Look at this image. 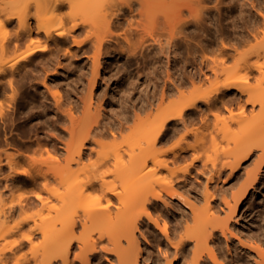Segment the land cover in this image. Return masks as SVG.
<instances>
[{
	"label": "bare ground",
	"instance_id": "bare-ground-1",
	"mask_svg": "<svg viewBox=\"0 0 264 264\" xmlns=\"http://www.w3.org/2000/svg\"><path fill=\"white\" fill-rule=\"evenodd\" d=\"M47 1L49 0H39L37 10H40ZM91 1L51 0L53 6L65 3L70 6H83ZM204 1L207 0L111 1L108 8L100 15L101 24L106 27V34L104 35L101 34L99 26L84 18L80 20L73 18L70 34L80 33L82 30L86 31L84 39H73L76 50L85 52L84 46L89 48L90 45H94L95 47L90 69L91 76L87 80L90 101L94 96L102 97L105 94V89L95 94L96 89L105 84L104 75L108 62L106 60V62L101 61L100 58L103 45L110 44V42L104 41L105 37L114 39L116 43V46L109 48L108 52H123L131 58L140 55L145 64L157 56L165 59L166 66H169L172 58L179 63L178 72L173 76L168 74V79L164 81L159 94V100L161 102L167 100V103L160 106L151 115L142 131L145 145H139L138 150L131 149V151H128L126 160L123 152L117 149L110 152H97L90 143L100 144L108 137L121 134L133 118L135 119L139 113L153 107L154 96L144 98L138 105L134 103L131 105L121 104L119 109L110 113L108 109L103 107V103H100L96 106L94 119L84 133H80L73 123L60 126L59 131L50 133L49 129L51 127L57 128L58 126L56 119L60 118L63 123L66 122V114L62 104L66 97L72 96V93L67 94L69 90L61 92L58 89H51L50 85L64 83L61 74L63 66L57 62V56L50 53L49 56L44 58L42 71L38 69L42 73L41 84L36 86L35 93L23 92L20 86L21 83L16 77L17 69L13 67L22 60H24L25 65L28 64L35 55L39 54L38 51H46L47 46L45 44H35L28 47L26 51L8 64L11 67V74L7 82L11 93L7 96L15 110L19 111V118L23 116L27 118L21 119V122L28 121L31 115H38V108L34 109V105L37 103L38 106H42L41 110L45 111L46 116L41 122L45 127L38 130L35 135L36 145L43 147L48 152V158L44 160L46 169L39 173L38 177L30 175L29 182L41 184L44 189H47L48 182L54 180L62 188L48 190L50 195L57 201L53 204H49L47 200L37 194L38 199L47 208L48 213L43 217L41 231H38L42 234L43 245L42 249L33 255L35 264H76L77 260L81 264H99L104 254L106 257L109 256L114 259V261H110V264H140V262L151 264L146 262L147 259L153 261V257L149 254L147 236L143 231H139L140 236L146 242V246L142 247L136 230L145 220L143 215H146L149 220H153L156 225L159 224L157 219L153 217L151 208L160 206L167 213L169 210L168 202L164 201L163 204H160V201L157 202L162 198L163 192L167 193L170 198L179 200L187 208L182 214V219L185 221L184 231L171 230L167 221L163 219L161 229L165 248L161 251L159 258L165 264H264V242H262L264 240V215H260L262 221L258 222L256 227H251L249 234L243 232L244 230L239 227V220L237 219V213L245 205L247 199L254 194L257 187L261 184L264 187V93L256 94L255 88L257 85L251 84V79L255 77L253 71H260L261 66L250 62L248 59L250 54L259 55L261 50L238 52V69L244 71L242 74H228L218 86L211 90H203L201 93L189 96L185 94V86L188 82L204 80L207 75L201 66H199V70L187 72L185 70V59L189 55L197 56L206 51L226 56L231 55L238 50V47L247 43L251 38L258 36L264 30V11L259 13L254 11V0H252L251 5H248L247 1L235 4L234 6L239 8V14L245 24L239 30L236 29L235 21L224 22L221 16H217L218 27L216 29L221 32L232 33L230 37L233 38L232 43L220 42V46H218L219 40L215 35L207 38L201 37L205 30L202 22L205 17L198 18L197 8L200 6V11H203L204 7L201 3ZM216 1L217 4L214 7L207 8V12H213L215 7L219 8L218 4L224 2V0ZM154 3H159L160 7L154 8ZM186 10L197 20L190 19L186 14ZM27 16V13H12L6 15L5 19L16 18L20 24H25L28 19ZM159 17L163 21L160 27H156L153 22ZM190 25H194V29L189 30ZM26 26H28L26 28L27 32H25L27 34H24L30 39L38 37L47 41L57 42L59 40L53 35L51 28L46 25V16L37 15L34 28L29 26V23ZM0 27L4 28L2 23H0ZM113 27H123L124 30L113 32ZM59 34L62 35L63 33L59 32ZM162 35H165L164 43L160 41ZM190 35L193 38L200 37L198 43L191 48L189 47ZM61 41L64 43L69 42L68 34H65ZM23 42L22 37H17L9 42H1L0 40V52L11 51ZM262 51H264V48ZM2 66L3 64H0V73L3 72ZM50 68L52 70H48ZM38 71L30 74V80L40 76ZM259 83H261L260 79H258ZM6 91L5 86L0 84V96H4L7 93ZM175 94H177V99H169ZM201 101L205 102L209 108L218 109H230L232 105H238L240 109L238 117L244 116L247 105L252 106L249 123L246 125L247 129L245 128L244 132L233 140L234 147L232 154L229 155L231 158L225 159L219 165L213 163L212 168L208 169L211 174L206 182L207 187L226 168L230 170L227 179H233V188L238 187L236 191H233L230 198L223 197L222 199L224 206L229 210L227 217L211 226L201 225L197 222L203 214H213L222 209L217 193L222 189L216 186H213V190L207 188L204 192V206L202 208L196 207L194 203L199 200V196L194 194L197 190L195 185L190 186L193 181L190 177L191 173H189L190 175L187 173L180 176L182 180L179 181L181 183L179 187L174 186L172 184L173 179H171V181L166 182L161 191L152 192L150 196L149 194H142L138 207L134 206L127 198V191L118 189V184H122L125 178L144 180L150 185L153 179H158V177L150 178L148 176L150 172L157 169V167L158 169L167 168L168 160L174 162L186 156L187 149L192 146L183 145L182 140L188 133L199 131V128L188 129V125L197 120L198 113L201 115L200 121L202 124L207 125L206 113H203V108L199 106ZM0 116L2 118L8 117V121L10 120L12 123L16 120L1 102ZM34 126L37 130L39 125L28 124V131L31 132ZM22 130H26V128ZM246 130L261 134L262 138L255 143H251V141L249 143L246 139L250 132L247 133ZM66 133L69 134L68 139ZM175 137H180L176 144L167 149L158 150V146ZM25 148L29 150L36 147L34 148L33 145L28 143ZM22 151H15L12 157L10 156L7 159V163L11 168L14 169L18 158L27 156L28 151L24 152L26 155ZM95 151L97 152V158L91 160ZM255 151H257L256 154ZM167 154H170V157H165ZM253 155H255L254 158ZM199 158V154L193 155L192 162ZM249 161H252L253 166L245 170L246 177L241 181V170ZM73 165H77L78 170L83 171L82 175L81 172L72 170ZM203 165L205 166V163ZM26 173L25 169L16 171L14 178L12 177L13 185L21 184L23 174ZM169 174L171 177L176 175L173 170H169ZM183 187L185 189H181ZM184 190L189 192V198L185 196ZM89 193L96 194L92 200L88 217L90 220L95 221L97 231L95 234L83 231L80 235H76L75 228L79 224L86 227V222L72 216L71 210L74 199L77 194L87 196ZM115 200L118 204L113 210L111 206ZM32 202H34L32 199L31 201L27 200L24 205ZM24 205L23 202L22 204L20 202V207ZM51 210L55 211L54 215L50 214ZM13 211V209L9 212L4 211V218H8ZM189 212L192 214L189 215ZM189 218L192 219L195 225L188 224ZM232 218L234 219L233 230L229 226ZM216 230H220V235L226 240L225 245L228 252L232 251L229 243L233 242V256L231 259L226 257L227 260L225 261L219 258L216 248L222 249L223 244L220 241L219 232ZM246 236H256L257 240L251 242ZM101 239H105L110 247L101 245L97 247V240ZM76 246L79 247L77 252L74 250ZM205 249L206 253H203ZM145 250L148 251L146 256H144ZM101 262L104 261L101 260Z\"/></svg>",
	"mask_w": 264,
	"mask_h": 264
},
{
	"label": "rangeland",
	"instance_id": "rangeland-1",
	"mask_svg": "<svg viewBox=\"0 0 264 264\" xmlns=\"http://www.w3.org/2000/svg\"><path fill=\"white\" fill-rule=\"evenodd\" d=\"M43 1V0H42ZM114 0H92L88 4L83 6L75 5L70 6L67 3L53 6L51 0L43 4L40 10H37V3L39 0H0V23L3 24L4 28L0 27V40L1 42L12 41L17 37H22L24 40L18 47L11 51L0 52V64H3V72L0 73V84L5 86L6 97L0 96V102L2 105L10 112V114L16 118L12 123L7 118H0V264H35L33 255L35 252H39L42 249L43 237L38 231H41V226L43 225V217L48 213L46 207L43 206L40 199H38L37 194L41 198L47 200L49 204L56 203L54 197H52L48 190H59L62 189L57 181L51 180L47 184V189L41 184L30 183V175L38 177L39 173L46 169V164L44 160L48 158V152L43 147H38L35 142V135L38 130H42L45 125L41 122L46 118L42 106H38V103L34 105V109L38 108V115H31L28 121H22L21 119H27L25 116L19 118V111L12 106L13 104L9 100L8 96L11 90L8 88L7 79L11 74V67L8 65L13 59L18 55L27 50L35 44H45L47 50L44 52L38 51L39 54L35 55L33 59L28 63L24 64V60L20 61L13 68L17 69V80L21 83V87L24 93H35L34 89L37 85H40L42 73L38 71L44 66V58L53 53L57 56V62L60 63L63 68H61V74L63 76L64 83L61 85H50L52 90H69L68 93H72L71 97L65 98L62 108L64 110L66 122H62L61 119H56L57 128L51 127L50 133L59 131L60 126L73 125L77 126L80 133L87 131L90 126L94 116L96 114V106L103 103V107L110 112H115V110L121 107V104L131 105L140 104L142 100L148 96H154L153 107L145 112L139 113V115L129 122L128 127L122 131L121 134L117 136H111L100 144L90 143L94 146L95 150L102 152H110L112 150H119L125 155V160L127 159V152L131 149L138 150L139 145L144 146V140L142 136V131L146 126V122L153 115L160 106L167 103V100L161 102L159 100V94L164 85V81L168 79V74L173 76L178 71V65L176 59L172 58L169 62V66H166V61L163 57H154L149 60L146 64L140 55L136 58H131L123 52L115 53L113 51L108 52L109 48H114L116 46L114 39L104 38L105 42H110V44H105L102 47L100 58L101 61H107L105 70V84L100 85L95 94L105 89V94L102 97H92L89 100L88 94V83L87 80L90 78L91 65H92V55L94 54L95 47L90 45L89 48L84 46L86 51H78L74 45L73 39L81 40L85 38V30L80 33H74L71 35V25L73 23V18L75 19H86L92 24L99 26L101 34H106V27L101 24L100 15L108 8V5ZM247 1L248 5H251L252 0H224L223 3L218 4L219 8L213 10V12H207V8L214 7L217 4L216 0H207L201 3L204 7L203 11H200V6H198L197 11L198 18L202 16L205 20H202L203 26L205 27L204 32L201 37H209L215 35L220 46V42L232 43L233 38L232 33L221 32L218 29V22L216 21L217 16H221L224 22L235 21L236 29L242 28L245 24L242 22L241 16L239 14V8L234 5L237 3H242ZM43 3V2H42ZM255 6L254 11L259 13L264 11V0H254ZM160 7L159 3H154V8ZM12 13L28 14V19L25 24H20L16 18L5 19L6 15ZM186 14L192 20H197L188 10ZM38 16H46V25H48L53 35L59 40L47 41L43 38L33 37L32 39L26 36L25 32L28 26L33 28L37 22ZM262 19V17H261ZM163 19L161 17L154 20L153 24L156 27H160ZM234 26V25H233ZM194 29V25L189 26V30ZM113 32L123 31V27L112 28ZM59 32L63 34L60 35ZM25 33V34H24ZM68 34L69 42H62V38ZM165 35L160 37L162 43L165 42ZM200 37L193 38L190 35L189 47H193L198 43ZM232 38V39H231ZM264 30L254 38H251L247 43L238 47V50L229 56L222 55L216 52L206 51L205 53H200L197 56L189 55L185 59V70L187 72H194L199 70V66L202 70L206 72V78L204 80L188 82L185 86V94L187 96L192 94L201 93L203 90H211L218 86L220 82L228 74H242L244 71L238 69V52H246L250 50H261L259 55L252 53L249 55L248 59L250 62L259 64L260 71H253L255 75L251 79V84L257 85L255 88L256 94L264 93ZM105 61V62H106ZM54 68V67H53ZM83 68V69H82ZM52 70V68L48 69ZM40 72V76L35 79L30 80V74L34 72ZM42 71V70H41ZM258 79L261 83L258 84ZM62 81V82H63ZM33 84V85H32ZM8 95V96H7ZM121 95V96H120ZM66 96V95H65ZM52 97V96H51ZM120 97V98H119ZM169 99H177V94L172 95ZM111 102V104H110ZM47 106V105H46ZM199 106L203 108V113H206L207 125L202 124L200 121V113L197 114V120L191 122L188 125V129L199 128L197 133H188L186 137L182 140V144L185 146H192L187 149L186 156L177 161L168 160L167 168H159L153 170L149 173L150 178H157L151 181L148 185L144 180H134L131 178H125L123 183L118 184L119 190H125L128 192L127 198L134 204V206L139 205V199L142 194L151 195L152 192H159L166 185L167 181L172 180V184L179 187L182 179L180 176L184 174L191 173L190 183L192 187L195 185L197 189L194 194L199 196V200L195 201V206L202 208L205 204L204 192L207 188L213 190V186H216L220 190L218 193V200L220 201L221 210L214 212L213 214H203L198 224L211 226L218 221L223 220L227 217L228 208L224 206L222 202L223 197L230 198L233 191L238 189L237 186L233 188V179L228 180L229 168H226L224 172L218 177L213 179L206 186L208 177L211 172L208 169L212 168L213 163L219 165L225 159L231 158L229 155L232 154L234 147V139L239 134L244 132L246 125L249 123L251 115V105H247L245 109L244 116L238 117L240 109L238 105H232L230 109L225 108H209L205 102H199ZM258 106L256 107V109ZM20 119V120H19ZM37 121V122H36ZM72 121V122H71ZM40 122V123H39ZM29 125L36 124L30 131ZM26 128V130H22ZM247 129V128H246ZM245 132H250L246 130ZM246 133V134H247ZM66 138H69V134L66 133ZM236 137V138H237ZM247 137V136H246ZM180 137H175L165 144L158 146V150L167 149L177 143ZM262 138L261 134L249 133L246 141L250 143L257 142ZM9 141V143H8ZM26 143V144H25ZM33 145L35 149L27 150L25 147L27 144ZM18 148V149H17ZM23 150L22 153L27 152L25 158H18L15 163L14 169L9 166L7 159L15 153L17 150ZM25 149V151H24ZM94 152L91 160L97 158V152ZM21 152V151H20ZM25 152V153H24ZM257 151H255V154ZM199 154L200 158L192 162V156ZM26 155V154H25ZM165 157H170V154L165 155ZM255 155H253V158ZM205 163V166L203 165ZM8 164V165H7ZM253 166L252 161L247 162L245 167L241 170L242 175L240 180L243 181L246 177L245 170ZM25 169L26 174H23V181L19 185H13L12 177L14 178L15 172L18 170ZM73 171L81 172L78 170L77 165H73ZM169 170H173L176 175L170 176ZM154 172L156 173L154 175ZM190 175V174H189ZM180 178V180H179ZM192 184V185H191ZM185 189V187L181 188ZM162 200H157L160 204L167 201L168 211L165 213L160 206L154 207L153 217L157 219L158 225H156L153 220H149L146 215H143V224L136 230L137 236H139L142 247H145L146 242L140 236L139 231H143L145 236H147V242L149 244V254L153 257L147 259L146 262L151 264H165L161 261L160 253L165 248L163 238H162V224L163 219L167 221L171 230L177 229L185 230V221L182 219L183 212L187 209L185 205L175 198H170V196L163 192ZM185 196L189 198L190 194L184 190ZM95 193H89L87 196H77L74 199V205L71 210L72 216H76L80 220H85L86 227L79 224L75 228V234L80 235L83 231H89L93 234L96 233L97 228L95 227V221L90 220L88 217L89 212L92 207V200L95 198ZM28 198V199H27ZM34 201L31 204H25L27 200ZM193 201V200H192ZM20 202L23 205L20 207ZM116 200L114 201L111 209H115L117 206ZM14 210L8 218H4L3 214ZM51 215L55 214L54 210H51ZM192 214L189 212V215ZM264 215V187L262 184L257 187L248 199L245 205L237 213V219L239 220L238 225L245 234H249L251 227H256V224L261 222L260 215ZM188 215V216H189ZM3 217V218H2ZM145 221V222H144ZM233 221L230 220V228L233 230ZM189 225H195L192 219H188ZM33 231V232H32ZM220 241L223 244V248H216V251L220 259L227 260L233 256V242L229 243L232 248L231 252H228L226 240L222 235H220ZM259 232V231H257ZM247 237V236H246ZM249 241L254 242L257 240L256 236L247 237ZM264 242V240H262ZM108 246L105 239L97 240V247ZM75 252L79 251V247L74 248ZM206 253V249L203 253ZM148 253L145 250L144 256ZM172 256V255H171ZM103 260L104 262L100 263ZM114 259L112 257H106L105 254L99 261V264H110V261ZM155 260V261H154ZM76 264H81L79 260ZM140 264H143L140 262ZM176 264V263H175Z\"/></svg>",
	"mask_w": 264,
	"mask_h": 264
}]
</instances>
